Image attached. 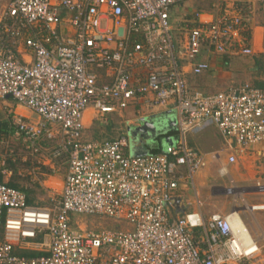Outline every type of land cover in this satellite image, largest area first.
Returning <instances> with one entry per match:
<instances>
[{"label":"built area","instance_id":"obj_1","mask_svg":"<svg viewBox=\"0 0 264 264\" xmlns=\"http://www.w3.org/2000/svg\"><path fill=\"white\" fill-rule=\"evenodd\" d=\"M184 1L10 0L0 11V110L12 99L36 114L8 108L16 137L37 153L41 140L59 134L50 154L67 165L62 191L46 207L0 182V264H264V234L251 233L237 200L227 214H171L175 191L207 166L187 133L215 125L242 147L258 145L264 158V88L204 93L187 80L210 69L199 58L205 51L252 54L246 17L223 7L211 21L195 13L173 25L171 8ZM131 105L177 113L163 152L129 154L127 132L84 138L87 108L102 119ZM4 142L0 133V149ZM212 159L220 176L236 162ZM92 214L133 229L82 228L76 218Z\"/></svg>","mask_w":264,"mask_h":264},{"label":"crops","instance_id":"obj_2","mask_svg":"<svg viewBox=\"0 0 264 264\" xmlns=\"http://www.w3.org/2000/svg\"><path fill=\"white\" fill-rule=\"evenodd\" d=\"M176 6L178 7V13L181 15V18L175 21L171 16V22L173 25L182 24L186 20H192L195 13H200V18L203 21H211L216 17L219 11L223 9V7H235L246 17L251 33L250 46L253 50L252 54L217 55L205 51L203 53L205 56H200L199 58L208 61L210 69L200 75H195L191 72L187 73V80L192 89H197L204 93H216L219 91H226L229 87L242 83H250L255 87L264 88V7L261 5L260 0H210L207 1L204 6L194 9L185 8L184 2H182L173 6L171 9ZM5 7L6 6L2 7L0 11ZM24 57L28 59V56ZM242 76L244 78H242ZM204 88H210L213 92H207V90H203ZM3 107H12L18 114L31 120H38L36 114L25 106L17 104L16 101L12 99H8ZM128 110L130 113L129 115H127ZM172 112L173 111L169 110V107L150 109L146 105H131L123 111L115 112L119 113L120 117H126L125 123L121 124L122 126L120 129L117 128L119 129V135H112L111 138L107 136L105 138L93 139L92 141L115 139L125 132H127L126 134L128 135L131 131L130 127L133 129L134 127L140 126L143 118L152 119L153 116H157L158 118L165 116L170 117ZM95 116V110L92 107L87 108L84 113L85 129L94 124ZM103 119L106 121V116L101 120ZM11 132H13V146L9 141H6V138L0 131L3 140L5 141L0 149L1 153L5 156V165L3 167L0 166V182H4L11 187L22 190L26 194L27 201L30 205L46 207L50 204L51 198L62 191L67 172L66 163L62 160L54 159L50 154L51 149L58 142L59 134L52 140L47 138L41 140V150L34 153L28 149L27 143L24 142L22 137H16L14 128L11 129ZM168 134L169 133L165 131L162 134L153 137V140H148L143 143V145L139 143L141 145L140 151L149 153L163 152L165 148H163L160 138L165 137L167 140ZM189 134L190 137L188 139L186 138L187 144L200 154L205 155L207 158V166L195 174L192 182L183 183L175 191L176 202L171 212L172 217L182 215L188 211L197 210L201 211L205 217H208L215 212L227 214L231 210L229 212H222L210 211L203 208V201L200 200V193L196 189L195 177H202L203 173H206L205 171L211 166H216V172L218 173L220 163L212 159L214 153H218L220 155V161L225 164H227V158L229 155L236 156L235 163L227 164L228 176H231V173L235 172V167L239 166V164H241L242 170L247 171L256 162L261 164L259 166L261 171H257V174L261 175L264 168V158L261 155L260 147L258 145L246 148L242 147L237 144L235 140L225 138L219 132L218 128L215 127L212 129L211 125H207L202 129L196 132H190ZM198 145H201V148L198 147ZM17 155H22V158H17ZM21 164L23 166H21ZM249 172L250 171H248V173ZM242 174L243 173L240 172L239 176L242 177ZM192 186L194 187L195 197L191 195ZM218 189H220L218 191L220 193H223L222 190H225V188L221 186H219ZM258 209L262 210L261 208ZM262 234L263 233H259V235Z\"/></svg>","mask_w":264,"mask_h":264},{"label":"rangeland","instance_id":"obj_3","mask_svg":"<svg viewBox=\"0 0 264 264\" xmlns=\"http://www.w3.org/2000/svg\"><path fill=\"white\" fill-rule=\"evenodd\" d=\"M10 0H0V10L2 7L7 6ZM210 0H186L184 1L185 8L194 9L201 6H204L205 3ZM172 19L177 21L181 18V15L178 13V7H174L170 11ZM205 54H202L201 57H204ZM242 78H244L242 76ZM207 90V92H213L212 89H203ZM13 109V108H12ZM14 110V109H13ZM129 110L127 111V115H129ZM173 121V127L178 124V115L175 111L171 113L170 116ZM11 115L8 112V108L3 107L0 111V121H4L6 125V129H8L5 133H3L6 141H9L13 146L12 142V134L11 129L13 128L11 124ZM126 117H120L119 113H110L106 115V121L101 120L100 118L94 119V124L85 129L84 137L93 140L100 139L109 136H117L119 135V129L122 126V123H125ZM212 129L215 128V125H211ZM119 128V129H117ZM217 128V127H216ZM110 132V133H109ZM109 134V135H108ZM190 134H186V138L188 139ZM130 139V134L127 135ZM160 142L163 148L167 145V140L165 137L160 138ZM201 148V145H198ZM18 152V151H17ZM129 153L133 155V147L130 143ZM17 158H22V155H17ZM261 164L256 162L254 165L247 171L241 169V164L235 167V172L231 173V176H220L216 172V166H211L206 173H203L202 177H195L196 189L200 193V200L203 201V208L210 211H222L229 212L235 204V200L240 203L239 209L242 215L244 222L246 223L248 229L252 234L259 235V233L264 234V208L262 210L256 208L257 210H253L250 207L253 205H264V190L259 191L257 186H264V168L263 173L261 175L257 174V171H261L259 166ZM21 166H23L21 164ZM248 171H250L249 174ZM243 173L242 177L239 176V173ZM238 173V174H237ZM259 181V183H258ZM204 182V183H203ZM258 183V184H257ZM216 186V187H213ZM219 186L225 189H232L231 192H227L224 190L223 193L218 192L220 189ZM191 195L195 197L194 187H191ZM242 198L245 200V203L242 201ZM255 206V207H256ZM76 220L79 221V224L82 228L86 230H101V228H114L120 227L123 229H133V226L125 221V220H117L112 217L103 214H92L82 219L77 217ZM258 233V234H257ZM3 230L0 227V238H2ZM19 254H24V251H18Z\"/></svg>","mask_w":264,"mask_h":264},{"label":"water","instance_id":"obj_4","mask_svg":"<svg viewBox=\"0 0 264 264\" xmlns=\"http://www.w3.org/2000/svg\"><path fill=\"white\" fill-rule=\"evenodd\" d=\"M142 124L140 126L130 127V143L133 147V154L136 156L146 155L149 152L140 151V146L148 140H153V137L162 134L167 131L168 128L173 127V121L169 116L158 118L153 116L152 119L143 118L141 120ZM168 140H173L171 137H168ZM141 145H140V144ZM230 192V189H225L224 192ZM176 202V200H175Z\"/></svg>","mask_w":264,"mask_h":264},{"label":"trees","instance_id":"obj_5","mask_svg":"<svg viewBox=\"0 0 264 264\" xmlns=\"http://www.w3.org/2000/svg\"><path fill=\"white\" fill-rule=\"evenodd\" d=\"M6 125L7 124L5 122H0V131H1V133H5L8 130V129H6ZM154 152H158V151H154ZM0 181H1V176H0ZM24 255L34 256V255H36V253L35 252H25Z\"/></svg>","mask_w":264,"mask_h":264},{"label":"bare ground","instance_id":"obj_6","mask_svg":"<svg viewBox=\"0 0 264 264\" xmlns=\"http://www.w3.org/2000/svg\"><path fill=\"white\" fill-rule=\"evenodd\" d=\"M256 208H264V205H258Z\"/></svg>","mask_w":264,"mask_h":264}]
</instances>
